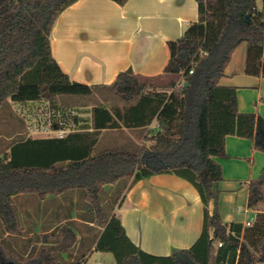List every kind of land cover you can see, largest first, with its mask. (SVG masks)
<instances>
[{
    "label": "trees",
    "instance_id": "trees-1",
    "mask_svg": "<svg viewBox=\"0 0 264 264\" xmlns=\"http://www.w3.org/2000/svg\"><path fill=\"white\" fill-rule=\"evenodd\" d=\"M77 1L0 0V114L9 102L44 101L64 115L71 107L62 101L103 95L91 109L90 126L71 129L68 122L79 126L83 120L64 115L52 124L53 130L68 131L63 137L12 136L0 148V263L91 264L92 251L111 253L115 264L264 262V212L251 226L224 223L215 190L223 180L216 157L225 155L228 136L250 139L264 153V119L239 112L236 89L220 85L242 43L245 73L264 77V9L257 8L258 0H196L198 21L168 43L165 73L178 79L165 86L132 69L110 85L71 80L52 55L51 32ZM114 100L122 107H109ZM153 121L156 127L145 136L149 146L125 144L94 153L102 130L143 128ZM4 137L0 133V147ZM156 174L188 181L203 204L200 237L170 256L133 244L115 213L129 184ZM248 190L249 209L264 204V170ZM27 196H35L36 204L21 200ZM86 223L93 225L89 231Z\"/></svg>",
    "mask_w": 264,
    "mask_h": 264
},
{
    "label": "crops",
    "instance_id": "crops-1",
    "mask_svg": "<svg viewBox=\"0 0 264 264\" xmlns=\"http://www.w3.org/2000/svg\"><path fill=\"white\" fill-rule=\"evenodd\" d=\"M257 8L264 9L263 0L257 1ZM198 18L196 0H127L124 4L114 0H78L58 17L51 32V52L62 71L76 82L110 85L121 72L132 69L138 77L165 86L178 79L165 73L170 58L168 43L179 39ZM246 53L247 45L240 44L220 85L236 89L239 112L256 113L264 119V77L245 73ZM155 127L153 121L143 128L102 130L94 153L115 148L116 144L149 146L145 136ZM59 132L68 133L51 128L50 137H59ZM107 133L120 141L102 144ZM216 161L223 175V180L215 185L222 221L251 226L257 214L264 212V204L247 207L248 185L264 170V153L255 150L250 139L228 136L225 155L216 157ZM214 208L211 201V213ZM115 213L132 243L156 256H170L191 248L203 229V204L198 191L172 174H156L129 184ZM92 226L86 223L85 230Z\"/></svg>",
    "mask_w": 264,
    "mask_h": 264
},
{
    "label": "rangeland",
    "instance_id": "rangeland-1",
    "mask_svg": "<svg viewBox=\"0 0 264 264\" xmlns=\"http://www.w3.org/2000/svg\"><path fill=\"white\" fill-rule=\"evenodd\" d=\"M103 100V95H97L93 98L86 100H74L67 99L61 102L62 105H68L71 108L66 110L64 114L66 116H78L82 121L81 125L74 126L72 123L68 122V126L71 129L79 128L81 126H90L91 125V109L98 101ZM113 103H116L122 107L123 103L120 100L110 101L108 106L110 107ZM3 114V115H2ZM12 115V118L9 117ZM64 115L59 114L57 111H54L51 107V104L41 101L33 103H12L9 102L3 108V113L0 114V133L6 137L20 138V137H50L52 124L58 122V120L63 119ZM72 118V117H71ZM18 134V135H17ZM5 138V137H4ZM4 140L3 146L0 147L2 150L5 149L6 143L8 141ZM119 140L115 135H110L107 133L102 138V144L108 143L111 145V142ZM119 146V145H114ZM112 147V146H110ZM35 196H27L26 198L22 197L21 200H26L33 202L35 205ZM19 209V208H18ZM253 216V214H252ZM10 241L14 244L12 237H8ZM21 241H18L19 245ZM88 262L94 264L95 262L102 264H115V259L111 253H93V255L88 257ZM0 264H10V263H0ZM185 264H192L189 260H185ZM257 264H264L263 262H258Z\"/></svg>",
    "mask_w": 264,
    "mask_h": 264
},
{
    "label": "built area",
    "instance_id": "built-area-1",
    "mask_svg": "<svg viewBox=\"0 0 264 264\" xmlns=\"http://www.w3.org/2000/svg\"><path fill=\"white\" fill-rule=\"evenodd\" d=\"M190 73L192 74L193 71H190ZM58 136H59V137H63V136H64V133H63V132H59ZM217 246H218V247H221L222 244L219 243V244H217Z\"/></svg>",
    "mask_w": 264,
    "mask_h": 264
}]
</instances>
